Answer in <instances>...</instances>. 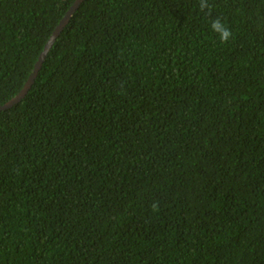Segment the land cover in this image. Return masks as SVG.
<instances>
[{
    "label": "trees",
    "instance_id": "1",
    "mask_svg": "<svg viewBox=\"0 0 264 264\" xmlns=\"http://www.w3.org/2000/svg\"><path fill=\"white\" fill-rule=\"evenodd\" d=\"M75 1L0 0V106ZM209 3H82L0 112V264H264V0Z\"/></svg>",
    "mask_w": 264,
    "mask_h": 264
},
{
    "label": "water",
    "instance_id": "2",
    "mask_svg": "<svg viewBox=\"0 0 264 264\" xmlns=\"http://www.w3.org/2000/svg\"><path fill=\"white\" fill-rule=\"evenodd\" d=\"M86 0H76L73 5L70 7L66 15L63 17V19L60 21L54 32L52 33L51 37L49 38L47 44L45 45L42 53L40 54L34 69L29 76L27 82L25 83L22 90L9 102L5 103L4 105L0 106V112L8 110L12 108L13 106L17 105L22 99L25 98L29 90L31 89L32 85L34 84V81L46 59V56L48 55L50 49L54 45L56 39L59 37L63 29L67 26L69 23L71 17L74 15V13L78 10V8L84 3Z\"/></svg>",
    "mask_w": 264,
    "mask_h": 264
},
{
    "label": "clouds",
    "instance_id": "3",
    "mask_svg": "<svg viewBox=\"0 0 264 264\" xmlns=\"http://www.w3.org/2000/svg\"><path fill=\"white\" fill-rule=\"evenodd\" d=\"M198 8L206 17H211L212 5L209 3V0H199ZM210 30L215 34L220 44H227L234 38L231 28L220 17L210 20ZM152 208L155 210L157 205L153 204Z\"/></svg>",
    "mask_w": 264,
    "mask_h": 264
}]
</instances>
